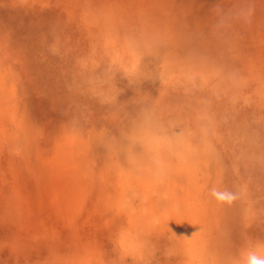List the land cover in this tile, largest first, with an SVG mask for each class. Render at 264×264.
<instances>
[{"label":"rangeland","instance_id":"rangeland-1","mask_svg":"<svg viewBox=\"0 0 264 264\" xmlns=\"http://www.w3.org/2000/svg\"><path fill=\"white\" fill-rule=\"evenodd\" d=\"M8 2L0 264L264 256V0Z\"/></svg>","mask_w":264,"mask_h":264},{"label":"bare ground","instance_id":"bare-ground-1","mask_svg":"<svg viewBox=\"0 0 264 264\" xmlns=\"http://www.w3.org/2000/svg\"><path fill=\"white\" fill-rule=\"evenodd\" d=\"M11 1V4H9V2H8V4L11 6H9V9L11 10V11H13L14 10V13H10L11 14V16L12 17H16L17 15H19V10L21 9V0H10ZM14 9H13V8ZM26 7H27V5H26ZM25 7V8H26ZM29 7V6H28ZM31 10V9H30ZM28 13V12H27ZM32 14V13H31ZM30 14V15H31ZM26 18V17H25ZM10 19V18H9ZM16 19L17 20H19L20 21V18H13V22H14V24H15V21H16ZM28 19V18H27ZM1 22V21H0ZM12 23V22H11ZM16 33V32H15ZM16 40V39H15ZM187 47V46H186ZM149 75V74H148ZM137 76H139L138 74H137ZM8 78V77H7ZM10 78V77H9ZM154 79V78H153ZM10 80H12L11 78H10ZM154 82V81H153ZM26 83V82H25ZM37 86V85H36ZM25 88V87H24ZM0 90H1V88H0ZM17 91V90H16ZM29 93H31L30 91H29ZM243 93V92H242ZM238 95V94H237ZM256 95H258V94H256ZM245 97V96H244ZM32 98V97H31ZM134 97H132V99H133ZM135 104V103H134ZM51 105V104H50ZM87 106V105H86ZM164 106H166V105H164ZM84 109H86V108H84ZM135 109H136V107H135ZM126 112V111H125ZM86 113V112H85ZM126 114V113H125ZM130 115V117H132V115L131 114H129ZM138 115L140 116V117H142L141 116V114H139L138 113ZM105 116H106V114H105ZM115 116V115H114ZM77 117V116H76ZM83 117V116H82ZM122 117V116H121ZM128 117V116H127ZM163 119V118H162ZM46 120V119H45ZM76 120V119H75ZM91 120V119H90ZM103 120V119H102ZM107 120H108V118H107ZM39 122V121H38ZM48 122V121H47ZM89 123H91V122H89ZM127 123V122H126ZM176 123V122H175ZM46 124V123H45ZM68 125V124H67ZM76 125V124H75ZM100 125V124H99ZM107 125V124H106ZM69 126V125H68ZM72 126V125H71ZM130 126V125H129ZM182 127V126H181ZM58 128V127H57ZM106 128V127H105ZM64 129V128H63ZM105 130V129H104ZM51 131V130H50ZM70 131V130H69ZM107 131V130H106ZM176 131V130H175ZM187 131V130H186ZM186 131H185V133H186ZM219 131V130H218ZM78 132H79V129H78ZM81 133V132H80ZM104 133V132H103ZM189 133H191V132H189ZM56 134V133H55ZM187 134V133H186ZM46 135V134H45ZM132 135V134H131ZM187 136V135H186ZM192 136V135H191ZM48 137V136H47ZM52 137H53V135H52ZM91 137H92V135H91ZM105 137H107V136H105ZM84 138V137H83ZM195 138V137H194ZM52 139V138H51ZM54 139V138H53ZM101 139V138H100ZM175 139H176V137H175ZM174 139V140H175ZM56 140V139H55ZM173 140V141H174ZM96 141V140H95ZM141 141V140H140ZM176 141H178V140H176ZM97 142V141H96ZM178 143V142H177ZM220 143V142H219ZM136 144H137V146H138V148H140V149H142V147H144V145L141 143V142H136ZM188 146V145H187ZM2 148V147H1ZM177 148V147H176ZM180 148H182V147H180ZM186 148V147H185ZM155 150L156 151H158L159 149L158 148H155ZM225 150V149H224ZM183 152V151H182ZM223 152V151H222ZM126 156V155H125ZM126 157H128V156H126ZM232 157V156H231ZM115 158V157H114ZM111 160V159H110ZM160 167V166H159ZM163 170V169H162ZM223 173H225V172H223ZM225 176V175H224ZM224 178V177H223ZM210 179V178H209ZM115 181V180H114ZM178 183V182H177ZM184 185V184H183ZM112 191V190H111ZM176 191H178V190H176ZM119 195V194H118ZM104 197V196H103ZM120 198V197H119ZM102 200V199H101ZM104 200V199H103ZM109 200V199H108ZM111 200V199H110ZM119 202H120V200H119ZM114 205H115V203H114ZM220 210H222V209H220ZM199 218V217H198ZM195 220V219H194ZM224 220V219H223ZM153 224V223H152ZM160 224V223H159ZM166 228V224L164 225V227L162 228V231L163 230H166L165 229ZM161 231V233H157V231L155 232V236H153V237H155L156 238V236L158 237L160 234L162 235V232ZM177 233H178V231H177ZM201 233V232H200ZM157 234V235H156ZM211 234H213V233H211ZM120 235V234H119ZM160 235V236H161ZM178 235V239H180V235L179 234H177ZM144 236H151L150 235V233H145L144 234ZM120 238H121V242H120V246H122V247H124V243H125V239H124V237H123V235L121 234L120 235ZM159 238V237H158ZM177 238V237H176ZM223 238V237H222ZM230 238V237H229ZM218 239V238H217ZM145 240V239H144ZM146 240H149V239H146ZM170 242V241H169ZM170 244V243H169ZM216 245V243L214 242V241H211V245ZM171 245L173 246V247H175L174 249L177 251V249H176V247H177V245L176 244H174L173 242H171ZM221 245V244H220ZM221 246H223V245H221ZM178 248V247H177ZM220 248V247H219ZM182 250H183V248H181ZM147 252L148 253H150V250H147ZM171 252H173V253H176L174 250H172ZM120 254V253H119ZM175 257H174V255H172V259H174ZM117 259L118 260H120L121 258H120V256H118L117 257ZM246 259V258H245ZM245 259L244 260H242L240 263H238V264H245ZM170 262H171V260H170ZM16 263V262H15ZM7 264H9V263H7Z\"/></svg>","mask_w":264,"mask_h":264},{"label":"clouds","instance_id":"clouds-1","mask_svg":"<svg viewBox=\"0 0 264 264\" xmlns=\"http://www.w3.org/2000/svg\"><path fill=\"white\" fill-rule=\"evenodd\" d=\"M215 195L220 198L224 199V193H215ZM245 264H264V256L257 255L255 252H249L245 259Z\"/></svg>","mask_w":264,"mask_h":264}]
</instances>
